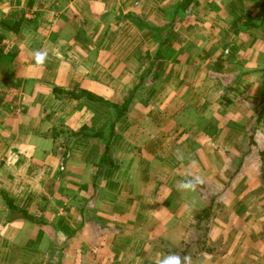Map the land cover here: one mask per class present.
<instances>
[{"label":"crops","instance_id":"crops-1","mask_svg":"<svg viewBox=\"0 0 264 264\" xmlns=\"http://www.w3.org/2000/svg\"><path fill=\"white\" fill-rule=\"evenodd\" d=\"M181 2L0 0V37L16 48L0 59V192L33 218L0 194V264H155L181 250L192 264H264V0ZM55 87L133 97L111 134L110 108ZM194 175L208 191L178 192Z\"/></svg>","mask_w":264,"mask_h":264},{"label":"trees","instance_id":"trees-1","mask_svg":"<svg viewBox=\"0 0 264 264\" xmlns=\"http://www.w3.org/2000/svg\"><path fill=\"white\" fill-rule=\"evenodd\" d=\"M195 0H183V2H181V4H179L181 7H183V9L190 5L191 3H194ZM169 13V12H168ZM141 20L140 19H137V18H132V22L133 23H136V25L138 26L139 23L143 24V22H140ZM5 27H7L11 32H18L19 30V27H20V22H15L14 24L12 25H8V24H3ZM145 25V24H143ZM168 46V40L166 38L164 39H161L160 42H159V48L158 50L156 51L155 53V56L154 58L152 59V63H151V66H155L156 63L158 64V60L161 59L162 57V54L164 53L163 51H166V47ZM4 51L2 49V47H0V59L2 57V55H4ZM152 73H151V70H147L146 74L143 75L142 79L143 81H148L147 83L148 84H152L155 82V77L154 76H151ZM148 77H151L150 80ZM148 78V79H147ZM53 93L58 95V94H61V93H65L66 95H68L70 98H74V99H80L82 97L84 98H87L91 101H95L97 103H101L103 105H105L106 107L110 108L113 112V115H114V122L113 124L110 125V133L112 134L113 132V128H114V123L117 122L118 120H120L121 118H123V116H125L126 112L128 111L129 109V103L130 101L132 100V95L127 99V100H124L122 101L121 103L117 104V105H110V104H107V103H104L100 100H98L95 96H92V94H90L89 92H86V91H83V90H72V91H63L62 89L58 88V87H55L53 88ZM260 112H259V118H262L263 114H264V99L262 100L261 104H260ZM80 133H83V132H80ZM85 134V133H83ZM78 135V134H76ZM87 136L89 137H99L101 138L100 136L103 135V134H100L98 132H96L95 134H86ZM107 135V134H106ZM108 136V135H107ZM102 139H105L104 137ZM108 142L105 144V150H104V153L102 154V157H101V163L103 164H109L111 163L110 162V159H109V156H108V150H107V147H108ZM259 158H260V164H261V172H260V179H261V182L264 183V152H259ZM198 187L203 190V192H207V189L206 187L203 185V184H200L198 185ZM2 198H3V202H4V205L5 207L9 210V212H11L13 215H21L23 216V218L25 219H29V220H32L33 218H29L27 216V213L26 211H24L23 209L17 207L11 198H9L8 194L4 191H1L0 192ZM187 251L188 250H181V257L185 256L187 254ZM212 251V250H210Z\"/></svg>","mask_w":264,"mask_h":264},{"label":"rangeland","instance_id":"rangeland-1","mask_svg":"<svg viewBox=\"0 0 264 264\" xmlns=\"http://www.w3.org/2000/svg\"><path fill=\"white\" fill-rule=\"evenodd\" d=\"M105 24H107V26L109 27V30H110V33L111 32H114V35L116 34V33H125V30L126 29H123L124 27H126L127 28V26H125V25H127L126 23L124 24V22H122L121 21V23H120V25L118 26V25H116V26H118V28L116 29L115 27V25L113 24V22H112V20L111 19H109V18H107L106 20H105V22H104ZM133 24H135L136 25V23H133ZM141 25H143V24H141V23H139V25L138 26H136V28H133L132 27V32H133V34H134V36H137L138 37V39H136V40H134V42H133V45H132V47L133 48H140V47H144L145 45L143 44V42L141 41V35H142V30H141ZM262 25V24H261ZM263 26V25H262ZM263 31V33H264V30H262ZM260 33H262V32H260ZM149 39V41L151 40V38H148ZM119 44H120V49H123V47L121 46V41L119 42ZM221 44H223V43H221ZM230 44V43H229ZM263 44V43H262ZM123 45H125V43L123 44ZM127 45H129V43L128 44H126V46ZM144 45V46H143ZM0 47H2V49H3V51L5 52L4 53V55H5V58H6V56L7 55H11L12 53H13V51H15L16 50V48L13 46V44H12V42L10 41V39L9 38H7L5 35H2L1 37H0ZM119 48V46L116 48L118 51H121L120 49H118ZM221 50H227V49H229V51L227 50V51H225L226 53H223V55H224V57H221V55H220V57H221V59H222V61L223 62H226L230 57H233L234 56V52L235 51H233L230 47H228L227 49L226 48H224V47H221L220 48ZM9 57V56H8ZM6 59H8V58H6ZM260 59H262V58H260ZM150 61L148 60V62L146 63V64H148ZM11 64V62L9 63V62H4L3 63V65L6 67V66H8V65H10ZM262 65H264V62L262 61L261 63H260V66H262ZM147 65H145V67H146ZM225 66V63H223L222 64V68ZM211 75L212 76H216V74L215 73H211ZM151 76H153V75H151ZM149 78V80H150V78L151 77H148ZM147 78V79H148ZM14 80H15V78H13ZM14 82V81H13ZM169 135V134H168ZM169 140L171 141L172 140V137L169 135ZM249 157L250 158H254L255 156H254V154H250L249 155ZM233 163V165H234V167L236 168L237 166V163H236V161H234V162H232ZM229 172H227L226 174H224V176L225 177H231V173H233L234 171H236L237 169H233V168H230V169H227ZM192 171V173L193 172H195V169L194 170H191ZM238 171V170H237ZM253 172V171H252ZM260 172H261V167H260V169H259V176H260ZM221 175V177H223L222 176V174H220ZM227 175V176H226ZM261 180V179H260ZM262 183V182H261ZM263 184V183H262ZM262 184L260 185V187H262V189H263V186H262ZM209 189H211L213 192H217V191H219V190H217V186H215V185H209ZM208 191V190H207ZM216 197H217V195H216ZM214 200V199H213ZM214 203H216L217 204V206H219V201H214ZM197 251L198 250H193V254H194V256L196 255V253H197ZM188 252V251H187ZM196 257V256H195Z\"/></svg>","mask_w":264,"mask_h":264},{"label":"clouds","instance_id":"clouds-1","mask_svg":"<svg viewBox=\"0 0 264 264\" xmlns=\"http://www.w3.org/2000/svg\"><path fill=\"white\" fill-rule=\"evenodd\" d=\"M35 63L39 66H43L47 59L46 51H36L34 54ZM204 183V178L200 175H194L185 177L177 182L176 189L182 193H195L197 186ZM193 206L195 200H193ZM155 264H192V258L190 255L181 257L178 253H169L166 255L158 254Z\"/></svg>","mask_w":264,"mask_h":264}]
</instances>
